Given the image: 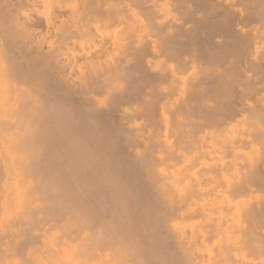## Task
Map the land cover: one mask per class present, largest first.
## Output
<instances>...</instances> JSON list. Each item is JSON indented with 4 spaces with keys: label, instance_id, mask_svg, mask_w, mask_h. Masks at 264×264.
<instances>
[{
    "label": "bare ground",
    "instance_id": "6f19581e",
    "mask_svg": "<svg viewBox=\"0 0 264 264\" xmlns=\"http://www.w3.org/2000/svg\"><path fill=\"white\" fill-rule=\"evenodd\" d=\"M0 264H264V0H0Z\"/></svg>",
    "mask_w": 264,
    "mask_h": 264
},
{
    "label": "rangeland",
    "instance_id": "374dc122",
    "mask_svg": "<svg viewBox=\"0 0 264 264\" xmlns=\"http://www.w3.org/2000/svg\"><path fill=\"white\" fill-rule=\"evenodd\" d=\"M56 234H58V233H56Z\"/></svg>",
    "mask_w": 264,
    "mask_h": 264
}]
</instances>
